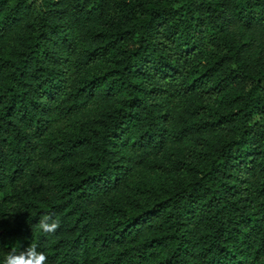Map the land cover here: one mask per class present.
Here are the masks:
<instances>
[{
  "label": "trees",
  "instance_id": "1",
  "mask_svg": "<svg viewBox=\"0 0 264 264\" xmlns=\"http://www.w3.org/2000/svg\"><path fill=\"white\" fill-rule=\"evenodd\" d=\"M32 244L264 264V0H0V264Z\"/></svg>",
  "mask_w": 264,
  "mask_h": 264
},
{
  "label": "clouds",
  "instance_id": "2",
  "mask_svg": "<svg viewBox=\"0 0 264 264\" xmlns=\"http://www.w3.org/2000/svg\"><path fill=\"white\" fill-rule=\"evenodd\" d=\"M60 226V222L54 218L53 214L41 216L35 225L38 230L49 236L55 235ZM3 264H48V258L32 244L25 251H18L17 247H12L5 253Z\"/></svg>",
  "mask_w": 264,
  "mask_h": 264
}]
</instances>
